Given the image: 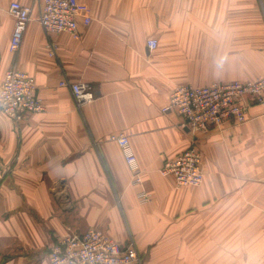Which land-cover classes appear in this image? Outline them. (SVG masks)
I'll return each mask as SVG.
<instances>
[{"label": "crops", "instance_id": "obj_1", "mask_svg": "<svg viewBox=\"0 0 264 264\" xmlns=\"http://www.w3.org/2000/svg\"><path fill=\"white\" fill-rule=\"evenodd\" d=\"M12 1L32 7L16 52ZM78 1L91 21L80 19L76 38L48 40L37 0H0V86L18 67L44 104L19 122L0 110V264H49L57 238L90 229L133 241L143 264H264V105L208 132L162 111L178 85L233 81L212 59H246V80L264 76V0ZM64 79L90 83L94 100L78 108ZM118 133L129 136L142 186L110 139ZM193 141L204 181L178 188L161 169Z\"/></svg>", "mask_w": 264, "mask_h": 264}, {"label": "built area", "instance_id": "obj_2", "mask_svg": "<svg viewBox=\"0 0 264 264\" xmlns=\"http://www.w3.org/2000/svg\"><path fill=\"white\" fill-rule=\"evenodd\" d=\"M38 21L48 40L51 34L69 32L78 37L80 19L84 24L91 21L89 9L78 0H37ZM32 7L12 1L9 12L14 18L10 38V51L19 50ZM158 41L150 38L147 48L153 51ZM51 55L56 54L55 45L49 41ZM60 85L67 87L78 108L95 98L90 83L71 82L64 79ZM36 80L26 71L14 67L6 71L0 86V110L15 121H21L26 113L44 110L42 98L36 93ZM247 101V102H246ZM264 105V76L246 82H217L193 86L182 84L174 88L169 103L163 112L175 111L183 117L189 129L208 132L211 128L224 131L244 124L249 120V104ZM110 139L121 148L131 175V183L143 185L142 170L132 150L129 136L124 133L111 135ZM203 154L193 141L174 160L167 161L161 169L164 176H172L176 187H199L204 181ZM1 177V174H0ZM139 202L148 203L151 194L142 188L138 193ZM49 264H141L142 257L135 243L130 241L122 247L106 232L90 229L76 237H59L48 254Z\"/></svg>", "mask_w": 264, "mask_h": 264}, {"label": "rangeland", "instance_id": "obj_3", "mask_svg": "<svg viewBox=\"0 0 264 264\" xmlns=\"http://www.w3.org/2000/svg\"><path fill=\"white\" fill-rule=\"evenodd\" d=\"M211 59H206L207 62H209ZM214 65L216 66L220 71H227L228 75L231 77H234L233 81H240V82H246V74H242L246 72V59H212ZM223 64L225 67H223ZM255 79V78H254ZM253 80V79H250ZM230 81V80H229ZM231 82V81H230ZM217 83V82H215ZM143 264V263H141Z\"/></svg>", "mask_w": 264, "mask_h": 264}]
</instances>
